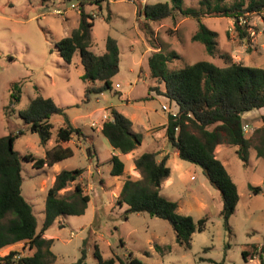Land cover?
Returning a JSON list of instances; mask_svg holds the SVG:
<instances>
[{
	"label": "rangeland",
	"instance_id": "1",
	"mask_svg": "<svg viewBox=\"0 0 264 264\" xmlns=\"http://www.w3.org/2000/svg\"><path fill=\"white\" fill-rule=\"evenodd\" d=\"M140 1L142 4L170 2ZM232 1L227 0L228 3ZM199 2L182 0V5L197 8ZM81 6L93 16L90 49L95 54H102L105 39L110 36L116 40L119 50L118 72L111 78L112 89L92 93L88 100H84L83 68L78 51L67 63L56 48V41L76 27ZM263 16L264 12L243 17L242 27H246L247 32L243 38L234 29L232 18L209 16L202 17L201 22L215 31L218 53H228L233 61L247 66L264 68ZM195 30V20L179 14L173 18L147 21L130 0H100L98 3L87 0H0V136L17 134L13 148L21 156V192L32 206L37 230L44 220L46 189L53 183L51 177L56 168L33 167L31 161L23 156L43 157L54 144L64 117L72 120L71 124L83 132L81 135L73 134L72 142L67 141L72 155L59 163V169L83 168V172L59 194L69 195L78 182L83 192L89 195V201L83 213L62 215L46 227L43 237L51 239L50 250L55 255L51 264L75 263L84 242V264H96L95 247L103 258L114 257L113 264H120L117 257L126 259L129 255L141 264H215L221 261L222 264H259L256 252L264 237V159L256 157L252 146L249 147L246 164L238 158L234 145L225 144L217 155L238 192L235 210L229 217L230 235L223 229L219 216L222 205L220 192L208 183L199 166L197 173L193 174L194 180L183 181L189 178L191 163L178 157H170V185L163 184L161 192L177 203L179 214L190 215L194 221L206 218L204 230L192 233L189 248L175 241L174 232L166 220L147 213L126 212V205L116 201L117 190L124 177L127 174L140 177V174L132 166L128 168L131 161L118 151L117 156L125 166L123 174H109L108 158L112 148L98 131L103 115L109 114L110 108H115L131 116L134 127L139 121L147 123V120L160 125V119L174 111L172 107L175 108L176 104L172 102L173 106H170V100L166 99L168 108L162 109L164 98L153 95V92L150 94L152 98L142 99L152 83L146 64V58L152 51L161 49L179 55L168 64L169 69L199 60L210 61L217 66L225 64L218 54L208 55L199 42L191 40ZM13 82H19L20 98L9 105ZM37 95L50 97L63 108V115L50 118L51 137L45 146L39 144L38 135L31 132L18 116V111L26 108L29 100ZM7 106L10 108L8 114L5 113ZM247 126L246 135L257 127ZM156 127L159 129L163 125ZM141 130L143 139L135 153L159 152L164 139L155 136L154 140L144 128ZM78 140L81 142L79 145ZM167 146L170 147L169 144ZM88 147L93 149L91 155L87 152ZM87 156L93 163L98 159L100 173L93 170L95 167L91 169L93 172L88 171ZM132 169L138 174L135 175ZM249 185L261 187V191L253 193ZM7 247L0 250V255L10 249H17L20 255L32 252L23 242ZM243 250L248 252L246 261L241 255Z\"/></svg>",
	"mask_w": 264,
	"mask_h": 264
},
{
	"label": "trees",
	"instance_id": "2",
	"mask_svg": "<svg viewBox=\"0 0 264 264\" xmlns=\"http://www.w3.org/2000/svg\"><path fill=\"white\" fill-rule=\"evenodd\" d=\"M87 1L98 3L100 0ZM130 1L147 21L173 18L176 14L193 18L196 30L191 40L199 42L208 55L218 54L225 62L223 66H217L210 61L199 60L169 69L168 64L179 58V55L174 51L154 50L146 58L152 83L142 99L152 98L150 94L153 92V95L165 96L170 100L168 104L171 101L176 104L177 110L167 114L163 125L166 140L170 147L177 150L178 158L199 166L208 183L220 192L222 205L219 216L223 229L230 235L229 217L235 210L238 192L225 166L215 156L214 148L222 143L234 145L238 158L246 164L248 150L252 146L256 157L264 159V116L261 125L254 127L249 135L243 130L245 123L242 119L243 112L264 108V68L247 66L233 61L228 53H218L216 33L207 28L201 18H232L234 29L243 38L247 32L246 27L238 23L239 18H246L250 13H263L264 0H233L230 3L227 0H200L197 8L184 7L182 0L143 4L140 0ZM261 19L264 33V16ZM92 25V14L85 12L81 6L76 27L56 41L58 54L65 62L69 63L76 51L79 53L83 68L81 79L84 82V100H88L92 93L111 90V78L118 72L119 65V50L114 38L106 37L102 54H95L90 49ZM19 98V82H13L10 85L8 104L16 103ZM9 111V106L5 107V113ZM53 115H63V108L52 98L42 95L33 97L26 108L18 111L24 125L38 135L42 146L50 140V118ZM109 116L102 121L100 132L111 148L124 154L135 149L142 141V134L132 131L130 119L115 108H110ZM73 134L81 135L82 132L64 117L63 125L57 129L54 145L45 151V155L35 158L27 154L23 158L31 161L36 168L51 166L72 155L71 148L61 147L59 142L68 141ZM16 136L13 133L0 136V250L23 242L32 252L20 255L17 249H10L0 255V264H51L55 260L50 250L51 239L43 237V234L57 217L84 212L89 195L83 192L80 183H75L69 195L59 194L61 189L82 174L83 168L62 169L55 175L52 185L46 189L44 220L37 230L32 206L21 192V156L13 148ZM87 152L89 155L93 153L89 147ZM167 158L165 154L157 160L155 151L142 152L135 157L133 164L140 177L127 174L117 190L116 201L126 205V212L147 213L166 220L174 232L175 241L189 248L192 233L204 230L206 218L194 221L190 215L179 214L177 203L160 194V184L170 173L166 165ZM108 162L111 176L123 174L124 164L116 154H112ZM249 189L253 193L261 191V187L252 185H249ZM84 246L73 264H84ZM256 253L259 264H264V237ZM241 255L246 261L248 252L243 250ZM94 256L96 264H113L115 260L114 257L103 258L97 247L94 248ZM117 259L120 264H141L130 255L126 259Z\"/></svg>",
	"mask_w": 264,
	"mask_h": 264
},
{
	"label": "crops",
	"instance_id": "3",
	"mask_svg": "<svg viewBox=\"0 0 264 264\" xmlns=\"http://www.w3.org/2000/svg\"><path fill=\"white\" fill-rule=\"evenodd\" d=\"M156 96H160V97H163L164 98V102L162 103V105H165V101H166V97L165 96H162V95H156ZM126 100L128 101V98H126ZM173 101H171V103H172ZM170 103V106H173L172 104ZM173 109H175L174 111H176L177 110V107H172V110ZM117 111H119L120 113H122V110H117ZM123 115H124V113H122ZM125 116H127V118H129L130 119V121H131V129H132V131H134V132H140V133H142V130L141 129H145L146 130V133L147 134H149V136L151 137V138H153L154 140L156 139V137L155 136H157V137H159V138H163L164 140H163V146L162 147H160V150H159V152H157L158 154H157V160H160L161 159V157L163 156V155H165V154H167L168 155V158H167V160H166V165L169 167V169H170V173H169V176L166 178V179H164L162 182H161V184H160V194H162L163 196H165L166 198H168V199H172V198H170L169 196H166L165 194H163L162 192H161V189H162V187H163V184L164 185H170V178H171V167H170V164H169V161H170V157L173 159L174 157H178V154H177V150L176 149H174V148H172V147H168L167 145V140H166V137H165V133H164V128L163 127H160L159 129H156L157 127L156 126H162V125H164L165 123H166V117L164 118V119H160V121L162 122H159V123H161L160 125H157V123L156 122H151L150 123V120H147V123L146 122H144V121H139V123L138 124H135V127H134V122H133V120H132V117L131 116H129V115H126L125 114ZM262 116H264V108H259V109H252V110H249V111H246V112H243L242 113V119H243V121H244V123L245 124H247V125H249L250 127L251 126H258V125H260V121H261V119H262ZM245 119H247V120H245ZM252 121H254V122H252ZM70 122H73L72 120L70 121ZM149 122V123H148ZM90 123H91V121H90ZM158 123V124H159ZM252 123V124H251ZM255 123V124H254ZM73 124V123H72ZM100 127H101V124H100V126L98 127V131H100ZM95 130H97V127H96V129ZM83 133V132H82ZM142 139H143V137H142ZM86 140L87 141H89V138H88V136H86ZM166 140V141H165ZM69 142H72V138L71 139H69L68 140ZM49 142V141H48ZM77 143H78V145L81 143L79 140L77 141ZM46 145H48V143L46 144ZM54 145V144H53ZM52 145V146H53ZM59 145L61 146V147H69L70 148V146H69V144L67 143V141H64V142H59ZM51 146V147H52ZM226 145L225 144H217L216 146H215V148H214V154H215V156L217 157V155L218 154H220L221 153V151L223 150V148L225 147ZM50 149V148H49ZM137 148H135V149H133L132 151H130V152H128V153H125L124 155L131 161L130 163H129V165H128V168L129 167H133L134 168V164H133V160H134V158L135 157H137L139 154H141V153H135L137 150H136ZM48 150V149H47ZM92 151H93V149H92ZM95 151V150H94ZM96 152V151H95ZM112 154H116V155H118V153H117V150H115V149H111V152H110V156L112 155ZM88 157V160H89V165L87 166V169H88V171L91 173V172H93V170H95V172H97V173H100V171H101V169H100V166H99V161H98V159L96 158V161L93 163V162H90L91 160H90V158H89V156H87ZM109 159V158H108ZM98 162V163H97ZM60 163V161H58V162H55V163H53L50 167L51 168H56V170L54 171V176H52L51 177V182H53V180H54V178H55V175L57 174V173H59V171L60 170H62V169H59V164ZM222 164H223V162H221ZM177 165V164H176ZM224 165V164H223ZM92 167H95L93 170H91L92 169ZM125 167V166H124ZM42 168V167H41ZM109 169H110V164H109V168H108V171H109ZM135 175L136 174H138V172L135 170V169H132L131 170ZM194 172L195 173H197V165H195V164H190L189 165V178L187 177L186 179H182L183 181H190V180H194L195 178H194ZM122 182V181H121ZM205 182V181H204ZM202 183H203V180H202ZM8 248V247H7Z\"/></svg>",
	"mask_w": 264,
	"mask_h": 264
},
{
	"label": "built area",
	"instance_id": "4",
	"mask_svg": "<svg viewBox=\"0 0 264 264\" xmlns=\"http://www.w3.org/2000/svg\"><path fill=\"white\" fill-rule=\"evenodd\" d=\"M73 7L75 6L74 4H71ZM242 20H244L243 19V17H240L239 18V21H238V23L242 26L243 24H242ZM244 22H245V20H244ZM262 30H263V27H262ZM168 107L166 106V105H162V109H167ZM170 113H174L175 111H169ZM103 118H104V120H106V119H108V118H110V116H109V114H104L103 115ZM247 124H244V127H243V130L245 131L246 129H247Z\"/></svg>",
	"mask_w": 264,
	"mask_h": 264
}]
</instances>
